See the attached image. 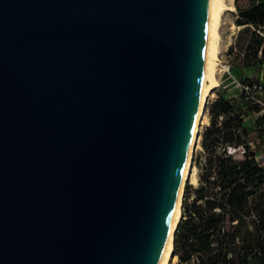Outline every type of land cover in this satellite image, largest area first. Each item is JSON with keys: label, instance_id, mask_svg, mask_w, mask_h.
I'll return each instance as SVG.
<instances>
[{"label": "water", "instance_id": "1", "mask_svg": "<svg viewBox=\"0 0 264 264\" xmlns=\"http://www.w3.org/2000/svg\"><path fill=\"white\" fill-rule=\"evenodd\" d=\"M209 0H0V264H158Z\"/></svg>", "mask_w": 264, "mask_h": 264}, {"label": "trees", "instance_id": "2", "mask_svg": "<svg viewBox=\"0 0 264 264\" xmlns=\"http://www.w3.org/2000/svg\"><path fill=\"white\" fill-rule=\"evenodd\" d=\"M234 2L245 29L264 25V0H249L246 7ZM263 43V37L254 38L246 47L255 48L253 57L259 63ZM249 56L246 52L245 66L257 63ZM209 109L202 139L205 156L198 184L184 192L173 253L178 264H264V165L258 153L264 145V115L249 124L250 114L261 107L242 93L226 96L224 90ZM229 147L242 148L243 157Z\"/></svg>", "mask_w": 264, "mask_h": 264}, {"label": "rangeland", "instance_id": "3", "mask_svg": "<svg viewBox=\"0 0 264 264\" xmlns=\"http://www.w3.org/2000/svg\"><path fill=\"white\" fill-rule=\"evenodd\" d=\"M238 3L241 6H245V7L249 6V0H238ZM239 15H240L239 10L236 7V10L229 11L228 13H226L224 17V23L221 30V34H222V41L220 45L221 50L218 59V62L220 63L219 71L217 73L219 82L213 89L214 91L213 99L217 96L218 93L222 92L223 90L226 96H239L241 93V89H240L241 82L259 81L264 79V53H262L264 43L260 45V50H259V58L263 59V63H259L258 60H255V58L253 57L254 49H255L254 47L252 49L246 50L247 45L251 42L252 39L254 38L258 39L260 37L264 38V25L259 26L258 28H255V26H250L251 30H247L244 28V25L239 24L238 22V19H240ZM253 31L256 34H252ZM246 52H248L250 55L249 60L252 63L254 61H257L256 64L252 66L244 65L245 63L244 56ZM261 77L263 78L261 79ZM262 96H263L262 102H257L258 105L261 107V110L259 112L252 114V116L250 117L249 124H252V122L255 119H258L261 115H264V93L262 94ZM213 99H211L208 102L205 108V114L207 115L209 121L208 123H203L201 125L200 139H199L200 147L196 149L195 157H194V164L197 167L198 179H199V171H200L199 163L203 161L205 156L202 145L203 133L206 125L210 123L209 105ZM263 125H264V121H263ZM260 130L263 132V136H264V126L261 127ZM229 149L236 157L238 158L243 157L242 148L229 147ZM258 153L260 160L264 165V145L261 148H258ZM197 184H193L192 182H190V180L186 183L182 194L183 195L182 204L185 194L184 192L186 191L187 186L188 185L195 186ZM178 260L179 258L177 257L175 261L170 262V264H178Z\"/></svg>", "mask_w": 264, "mask_h": 264}, {"label": "bare ground", "instance_id": "4", "mask_svg": "<svg viewBox=\"0 0 264 264\" xmlns=\"http://www.w3.org/2000/svg\"><path fill=\"white\" fill-rule=\"evenodd\" d=\"M234 10H236L234 0H209L205 54L197 107L171 225L158 264H170V262L175 261L178 257L177 254L173 253V250L175 231L182 215V194L189 180L193 184H197L199 180L197 167L194 164L195 152L196 149L200 147L199 139L201 125L209 121L205 114L206 105L213 99V89L219 82L217 73L220 63L218 59L221 50V30L224 17L226 13Z\"/></svg>", "mask_w": 264, "mask_h": 264}, {"label": "built area", "instance_id": "5", "mask_svg": "<svg viewBox=\"0 0 264 264\" xmlns=\"http://www.w3.org/2000/svg\"><path fill=\"white\" fill-rule=\"evenodd\" d=\"M240 89L241 93L247 100H251L256 103L262 102V94L264 93V80L243 81L240 83ZM252 114H250V117Z\"/></svg>", "mask_w": 264, "mask_h": 264}, {"label": "crops", "instance_id": "6", "mask_svg": "<svg viewBox=\"0 0 264 264\" xmlns=\"http://www.w3.org/2000/svg\"><path fill=\"white\" fill-rule=\"evenodd\" d=\"M263 77H261V79H262ZM262 80H264V79H262Z\"/></svg>", "mask_w": 264, "mask_h": 264}]
</instances>
